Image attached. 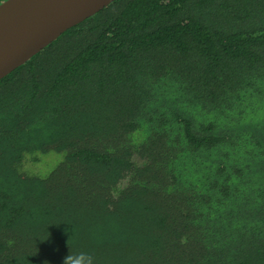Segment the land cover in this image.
I'll return each mask as SVG.
<instances>
[{
	"label": "trees",
	"instance_id": "trees-1",
	"mask_svg": "<svg viewBox=\"0 0 264 264\" xmlns=\"http://www.w3.org/2000/svg\"><path fill=\"white\" fill-rule=\"evenodd\" d=\"M69 250L264 264V0H113L0 79V264Z\"/></svg>",
	"mask_w": 264,
	"mask_h": 264
},
{
	"label": "water",
	"instance_id": "water-1",
	"mask_svg": "<svg viewBox=\"0 0 264 264\" xmlns=\"http://www.w3.org/2000/svg\"><path fill=\"white\" fill-rule=\"evenodd\" d=\"M113 0H4L0 3V79L64 31Z\"/></svg>",
	"mask_w": 264,
	"mask_h": 264
},
{
	"label": "rangeland",
	"instance_id": "rangeland-1",
	"mask_svg": "<svg viewBox=\"0 0 264 264\" xmlns=\"http://www.w3.org/2000/svg\"><path fill=\"white\" fill-rule=\"evenodd\" d=\"M25 156H38L39 159L37 158V160H33L31 163H27V167L24 168V172L40 176L49 173L62 158L61 153L53 150L48 152L27 153Z\"/></svg>",
	"mask_w": 264,
	"mask_h": 264
},
{
	"label": "clouds",
	"instance_id": "clouds-1",
	"mask_svg": "<svg viewBox=\"0 0 264 264\" xmlns=\"http://www.w3.org/2000/svg\"><path fill=\"white\" fill-rule=\"evenodd\" d=\"M62 264H95V257L89 252H73L69 250L68 254L63 258Z\"/></svg>",
	"mask_w": 264,
	"mask_h": 264
}]
</instances>
